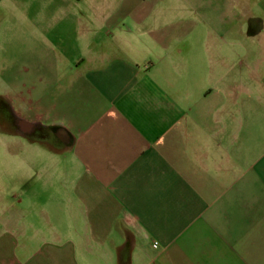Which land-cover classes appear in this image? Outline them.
I'll list each match as a JSON object with an SVG mask.
<instances>
[{"label":"crops","instance_id":"0c3cea01","mask_svg":"<svg viewBox=\"0 0 264 264\" xmlns=\"http://www.w3.org/2000/svg\"><path fill=\"white\" fill-rule=\"evenodd\" d=\"M19 1L46 45L6 100L75 169L66 224L0 264H264V0Z\"/></svg>","mask_w":264,"mask_h":264},{"label":"rangeland","instance_id":"374dc122","mask_svg":"<svg viewBox=\"0 0 264 264\" xmlns=\"http://www.w3.org/2000/svg\"><path fill=\"white\" fill-rule=\"evenodd\" d=\"M19 2L0 0V98L6 101L14 117L12 123L4 122L7 123L4 128L0 125V241L15 254L24 248L22 244L37 241V236L51 237V226L56 221L66 224V214H55L58 200L55 197L71 189L72 179H66L64 174L71 170L73 174L75 169L69 154L38 143L29 133H22L17 127L20 107L6 100L27 93L33 95H28L29 98L36 96L37 48L46 45L43 36L37 33L40 30L37 21L30 18L43 7L23 6ZM183 9L179 11L177 4L168 7V26L174 29L178 16L185 19L181 22L186 25L190 24L188 21L196 23L198 27L192 31L201 32L196 37V45L219 52L225 46L222 44L225 38L209 37V12L205 19L203 15L198 18L193 6ZM1 112L6 115L5 111Z\"/></svg>","mask_w":264,"mask_h":264},{"label":"flooded vegetation","instance_id":"af4514ba","mask_svg":"<svg viewBox=\"0 0 264 264\" xmlns=\"http://www.w3.org/2000/svg\"><path fill=\"white\" fill-rule=\"evenodd\" d=\"M1 110L5 111L6 115H4L1 112ZM1 113L3 114V116L1 115ZM13 118H14L13 115H11L9 113V111H8V108H7V105H6V101L3 98L2 99L0 98V125H2V127L4 128V126H6L7 123L8 124L12 123ZM6 120H8L7 123H4V122H6ZM29 134H30V136H32V138L35 141L37 140V125H34V127L32 128V130L30 131Z\"/></svg>","mask_w":264,"mask_h":264},{"label":"water","instance_id":"95a60500","mask_svg":"<svg viewBox=\"0 0 264 264\" xmlns=\"http://www.w3.org/2000/svg\"><path fill=\"white\" fill-rule=\"evenodd\" d=\"M17 127L22 133H30L32 128L34 127V124L24 121L23 119L17 120Z\"/></svg>","mask_w":264,"mask_h":264},{"label":"built area","instance_id":"2783aa9c","mask_svg":"<svg viewBox=\"0 0 264 264\" xmlns=\"http://www.w3.org/2000/svg\"><path fill=\"white\" fill-rule=\"evenodd\" d=\"M155 245H156V243H155Z\"/></svg>","mask_w":264,"mask_h":264}]
</instances>
